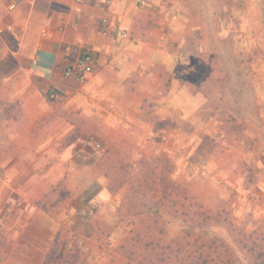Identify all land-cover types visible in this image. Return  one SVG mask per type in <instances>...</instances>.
Returning <instances> with one entry per match:
<instances>
[{"label": "rangeland", "instance_id": "obj_1", "mask_svg": "<svg viewBox=\"0 0 264 264\" xmlns=\"http://www.w3.org/2000/svg\"><path fill=\"white\" fill-rule=\"evenodd\" d=\"M161 4L152 18L158 29L153 36L132 32L153 39L158 60L146 64L144 75L152 80L158 75L160 82L159 93L145 99L144 112L136 121L115 115L113 124L105 125L100 113L93 120L88 109H74L89 106L87 100H69L68 93L61 99L45 94L49 107L31 132L36 138L48 137L51 164L63 152H76L80 173L75 178L67 173L68 191L63 182L53 185L37 202L48 215L35 213L32 224L23 227L39 235L51 222L58 223V239L51 244L59 246L49 264H106L116 257V246L133 233L148 231L166 241L175 238L191 225L192 218L182 214L186 194L209 212L207 232L230 243L235 263L253 264L232 242L222 220L228 218L247 232L264 227V51L244 46L247 33L234 15L241 0ZM16 67L6 57L0 73L9 75ZM89 78L71 79L69 90L82 92ZM24 82L20 75L8 87ZM14 99L1 116L21 114ZM117 172L130 175V185L109 200L97 198L94 175L108 182L105 173L112 178ZM131 186L138 193L125 199ZM173 201L184 207L170 206ZM157 208L156 217L150 218ZM6 247L0 239V259Z\"/></svg>", "mask_w": 264, "mask_h": 264}, {"label": "crops", "instance_id": "obj_2", "mask_svg": "<svg viewBox=\"0 0 264 264\" xmlns=\"http://www.w3.org/2000/svg\"><path fill=\"white\" fill-rule=\"evenodd\" d=\"M137 1L112 0L106 10L102 2L88 0L78 11L74 0H0V62L10 57L18 64L9 75L0 73V112L9 110L14 96L19 101L16 109L21 112L18 117L0 114V239L7 246L1 251L4 257L0 264L43 263L58 223L52 218L55 222L49 230L39 235L24 228L32 224L35 213L48 215L37 202L53 185L66 183L67 173L73 178L80 174L74 161L76 152H63L51 164L48 137L36 138L31 132L35 120L49 107L45 94L56 89L60 94L68 93L69 100L85 99L89 106L74 109H88L93 120L100 113L105 125H111L115 115L136 121L144 100L159 93L158 75L153 80L151 75H144L146 64L158 60L151 46L153 39L132 32L153 36L158 29L152 18L162 4L161 0H145L142 7ZM241 3L234 15L247 33L244 46L248 51L253 47L264 51V0ZM105 14L124 32L123 38L112 41L100 32V18ZM84 49L93 52L95 69L82 92H71V79L64 77V69ZM20 75L25 78L24 85L8 87L10 80ZM150 81L153 85H146ZM93 183L99 185L97 198L109 200L114 195L107 189L104 176L94 175ZM64 188L71 189L66 184Z\"/></svg>", "mask_w": 264, "mask_h": 264}, {"label": "trees", "instance_id": "obj_3", "mask_svg": "<svg viewBox=\"0 0 264 264\" xmlns=\"http://www.w3.org/2000/svg\"><path fill=\"white\" fill-rule=\"evenodd\" d=\"M145 102L146 100L143 102L142 112H144ZM105 176L108 178L107 189L111 194L116 193L125 184L130 185L131 176L125 172H117L112 178L106 173ZM132 187L135 188V186L130 187L131 191L125 195V199L131 198L134 194L137 195L138 190L133 189L134 191H132ZM184 199L188 203L185 204L187 207L182 211V214L192 218L189 228L183 229L169 241L164 240L160 235L150 234L148 231L138 235L137 233L127 235L124 237V241L116 246V257L106 264H236L230 243L218 234L207 232L209 212L203 209L193 196L190 197L186 194ZM124 203L122 202V205ZM170 206L184 207L182 202L176 201H173ZM121 209L123 206H119L117 210ZM150 209L152 208L150 207ZM158 212L157 208L155 213L150 214L149 217H156ZM139 214L140 212L135 213V215ZM222 221L232 234V242L252 258L253 264H264V227L258 225L255 230L247 232L233 224L228 218ZM136 226L134 224L135 229L138 227ZM57 234L55 239H58ZM55 243L48 248L42 264L50 263L59 246V242ZM68 255L69 252H67V257Z\"/></svg>", "mask_w": 264, "mask_h": 264}, {"label": "built area", "instance_id": "obj_4", "mask_svg": "<svg viewBox=\"0 0 264 264\" xmlns=\"http://www.w3.org/2000/svg\"><path fill=\"white\" fill-rule=\"evenodd\" d=\"M88 0H74V3L78 5L77 10L80 11V6L86 3ZM102 2L104 9H109L112 3V0H97ZM120 1V0H117ZM140 5L143 7L145 5V0H139ZM140 6V7H141ZM100 32L105 36L109 37L112 41H115L119 38L125 36L124 32L121 29L114 27V24L111 23L110 17L106 14L100 18ZM95 58L93 52L90 49H84L74 62L69 63L64 69V77L76 81H85L88 76H90L95 69ZM48 97L51 99H61L63 98L62 94L57 90H49ZM165 138V137H163ZM99 147V144H97Z\"/></svg>", "mask_w": 264, "mask_h": 264}]
</instances>
